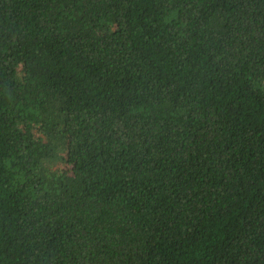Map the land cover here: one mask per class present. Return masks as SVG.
Returning a JSON list of instances; mask_svg holds the SVG:
<instances>
[{
    "label": "trees",
    "instance_id": "1",
    "mask_svg": "<svg viewBox=\"0 0 264 264\" xmlns=\"http://www.w3.org/2000/svg\"><path fill=\"white\" fill-rule=\"evenodd\" d=\"M0 264H264V0H0Z\"/></svg>",
    "mask_w": 264,
    "mask_h": 264
}]
</instances>
